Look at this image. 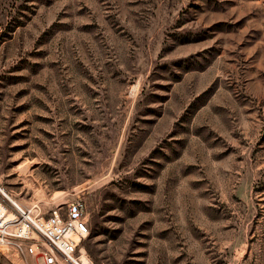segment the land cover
Instances as JSON below:
<instances>
[{
	"label": "rangeland",
	"instance_id": "1",
	"mask_svg": "<svg viewBox=\"0 0 264 264\" xmlns=\"http://www.w3.org/2000/svg\"><path fill=\"white\" fill-rule=\"evenodd\" d=\"M0 28L7 194L81 201L92 264H264V0H0Z\"/></svg>",
	"mask_w": 264,
	"mask_h": 264
},
{
	"label": "built area",
	"instance_id": "2",
	"mask_svg": "<svg viewBox=\"0 0 264 264\" xmlns=\"http://www.w3.org/2000/svg\"><path fill=\"white\" fill-rule=\"evenodd\" d=\"M9 196L0 187L1 247L24 257L38 255L42 264H60V260L92 264L81 245L89 234L81 201L44 212L36 204L16 203Z\"/></svg>",
	"mask_w": 264,
	"mask_h": 264
},
{
	"label": "bare ground",
	"instance_id": "3",
	"mask_svg": "<svg viewBox=\"0 0 264 264\" xmlns=\"http://www.w3.org/2000/svg\"><path fill=\"white\" fill-rule=\"evenodd\" d=\"M12 200H14L16 203H19L17 200H15L13 197L9 196ZM84 262H86L85 258H83Z\"/></svg>",
	"mask_w": 264,
	"mask_h": 264
},
{
	"label": "trees",
	"instance_id": "4",
	"mask_svg": "<svg viewBox=\"0 0 264 264\" xmlns=\"http://www.w3.org/2000/svg\"><path fill=\"white\" fill-rule=\"evenodd\" d=\"M87 251H88V253H89V254L92 256V253H91V251H90V250H88V249H87Z\"/></svg>",
	"mask_w": 264,
	"mask_h": 264
}]
</instances>
